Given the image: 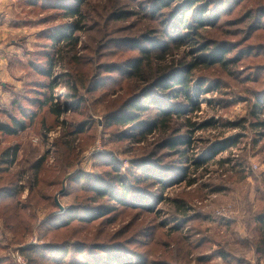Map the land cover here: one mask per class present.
Segmentation results:
<instances>
[{"label": "rangeland", "instance_id": "1", "mask_svg": "<svg viewBox=\"0 0 264 264\" xmlns=\"http://www.w3.org/2000/svg\"><path fill=\"white\" fill-rule=\"evenodd\" d=\"M24 1L26 0L0 1L3 7L0 13L4 16L0 21V122L11 124L10 117L13 116L25 124L24 130L19 129L13 135L0 133V158L8 148H19L14 162L10 159L11 164L0 165V188L9 189L10 185H16L21 177L18 184L20 187L17 188L19 193L3 196L5 201L0 202V264H29L27 258L21 253L23 248L48 245L54 240L55 231H50L43 225L52 215L60 213L57 200L63 206V210L75 204L76 197L82 195L85 184V179L79 174L81 172L102 174L108 170L111 166L104 162L105 156L110 155L109 160L115 159V165L121 168L122 173L126 172L131 162L150 157L152 153L156 154L157 160L160 158L163 165L178 166L186 158H199L218 142L232 139L237 135L244 137L237 145L219 153L215 159L210 160L209 164L200 169L196 174L198 182L195 185L188 186L186 183L188 179L184 176L185 182L181 180L173 183L164 195L167 198L186 200L191 208L190 216L193 220L185 225L183 241L188 243L186 236L193 228L191 231L194 236L190 237V241L194 242L191 245L194 252L190 262L186 260V264H197L195 260L197 256L212 254L218 250L227 251L235 259L234 262L215 257L202 264H237L238 258L245 260V264H257L259 259L257 261L252 250L253 242L249 240L258 235L249 227V222L252 212L262 211L264 208V202H261L264 199V139L256 144V137L251 129L223 127L224 122L238 123L245 117L253 120L250 116L253 104L260 102L264 106V52L260 49L264 47V30L248 39V30L254 18L244 20L243 17L249 12L251 6L247 8L246 5H240L237 11L231 13L221 11L214 25L208 23L196 31L195 34L199 37L195 44L186 45V53L193 57L191 59H196L203 54L199 47L208 46L213 51L219 47L218 45L225 44L228 47L226 59L239 58L240 61L238 66L229 67V71L219 72L217 77L215 75L211 77L220 80L222 85L219 89L216 90L215 81L210 80L204 86V92L197 97L201 104V111L190 113L189 117L192 121L199 126L210 120L220 123L217 130L193 131L196 143L194 147H185L189 151L182 161V157L173 156L174 153H169V149L162 151L159 149L161 139L158 135L141 143L120 140L119 136L128 131L131 125L106 127L104 119L120 110L125 102L136 95L138 89L139 83L129 79L125 81L120 71L111 73L114 77L99 91L90 93L88 89H80L84 96V101H80L79 98L69 97L71 90L67 83L68 79L63 77L67 71L62 64L53 72L56 87L51 104L46 105L45 108L39 107L30 111L29 99L33 98L31 89L34 88L33 83L50 80V78H43L35 70L44 64L45 52L52 50L48 47V42L42 38V33L55 26H61L67 21L54 20L49 17L54 14V11H41L36 8L34 10ZM180 1L188 0H179L171 9H160L155 19L149 16L154 11L150 3L143 0H139L137 4L133 2L127 9L130 10L131 15L125 21L113 23L111 28L113 32L110 36L139 37L150 30L161 29L164 19L169 17L168 13L172 12ZM206 1L214 5L209 6L204 18H213L217 14V6L221 4L219 2L221 0ZM109 3L110 1L107 2V0H91L84 7L88 30L82 34L79 48L83 56L90 59L91 65L86 67L88 72L93 73L104 63H124L137 55L136 51H113L116 49L113 45V47L110 45L101 47L104 31L103 28L100 30L101 22L95 12L97 8ZM161 12H165L164 18ZM144 14L148 18H145ZM191 14L192 11L187 13L188 22H191ZM44 20L47 21L44 22ZM187 27L189 26L186 25L185 28ZM92 28L100 30V33L91 30ZM250 48H253L252 54L241 56ZM92 49L96 52H90ZM100 71L97 73H101L102 78L108 76L102 73L103 70ZM207 76H211V71L205 70V66L202 65L201 69L193 73L190 87L193 94H196L198 90L200 78L205 79ZM166 91L162 92V98L170 100V90ZM74 102L83 103L75 111L63 113L59 117L51 116L48 112L50 106L58 104L66 107V104ZM210 102L213 103L210 104ZM219 102H223L222 105ZM20 105L29 110L26 119H23ZM32 115H35L34 118L30 117ZM148 115L150 114L145 116ZM152 115L157 118L156 113ZM261 118L264 119V116ZM180 124L182 121H179V126ZM79 127L84 128L81 135L76 134ZM224 158H230L233 162L241 161L243 167L232 170V165L217 164L218 160ZM157 160L155 159L156 162ZM38 162H41L39 178L36 177L34 170ZM175 174L177 175L173 177V180H180L181 176L176 172ZM246 174H248L247 178L243 179ZM21 190H23L22 193H20ZM66 191L69 195L63 196ZM155 207L156 211L164 210L163 215L157 216L155 223L179 218L172 216L175 207L168 202L161 204L157 202ZM136 213L137 211L129 210L128 215L118 216L112 225L109 223L99 225L100 221H94L92 225H83L86 229L79 228L78 231L81 233L77 237L85 238L86 235L92 236L93 233L96 235L106 230L114 233L115 237L117 232L122 234L114 241L128 242L136 230L135 226L130 228L138 218H135ZM222 220H231L233 225H224ZM124 229H127L126 233H123ZM167 230L168 228L164 230L165 234H168ZM199 231L202 234L196 235ZM75 234L73 230L70 236ZM169 236L172 237L164 240L170 241L173 248L175 239L173 235L169 234ZM204 237L211 243L204 244L197 250L196 243ZM64 238H56V241L58 239L63 241ZM152 245L153 241L148 248H142L137 243L129 247L142 252L155 251L156 247H163L159 249V252L164 249V246L153 247ZM156 252L157 250L155 254ZM167 257L166 255L162 258L155 257V259L165 260ZM261 262H264V259Z\"/></svg>", "mask_w": 264, "mask_h": 264}, {"label": "trees", "instance_id": "2", "mask_svg": "<svg viewBox=\"0 0 264 264\" xmlns=\"http://www.w3.org/2000/svg\"><path fill=\"white\" fill-rule=\"evenodd\" d=\"M26 1H24L25 4L34 10L54 11V14L49 16L54 20L67 21L61 26H55L53 29L42 33V38L48 42V47H51L52 50L45 52L46 60H44V64L35 70L43 78H50V80L33 83L34 88H31L33 98H28L31 105L30 111L39 107L45 108L46 105L51 104L56 87L53 72L55 68L62 66V64H64V69L67 71L63 74V77L68 79L67 83L71 90L69 97L73 99L79 98L80 101H84V96L81 94L80 89H88L90 93L99 91L101 87L114 77L111 73L120 71L125 81L129 79L139 83L138 89L136 95L125 102L120 110L104 119L106 127L111 125H131L128 131L123 132L119 136L120 140H131L141 143L152 136L158 135L161 139L159 149L161 151L169 149V153H174L173 156L182 157V161L184 157H187V152L189 151L185 147H194L196 143L193 131L217 130L220 123L216 120H210L199 126L192 121V118L189 117L190 113L201 111V104L197 97L204 92L203 88L210 80L215 81L214 87L216 90L219 89L222 83L217 80L218 78L211 77L213 75L217 77L216 75L219 72L229 71V67L238 66L237 64L240 61L239 58L226 59L228 47L225 44L218 45L219 47L213 51L208 46L199 47L198 49L203 54L196 59H191L193 57L186 53V45L195 44L196 39L199 37L195 34L196 31L208 25V23L214 25L221 11L231 13L232 11H237V7L240 5H246L247 8L251 6L249 12L243 17L244 20L254 18L248 30V39L264 30V0H221L219 1L221 4L217 6V14L213 18H204L209 6L214 5L213 3L206 0H188L186 2L180 1L173 11L168 13L169 17L164 19L161 29L150 30L147 34L139 37H113L110 36L113 32L111 30L112 24L125 21L131 15V12L129 13L130 10L127 9L133 2L134 4L139 3V0H107L110 3L97 8L95 12L101 22L100 30L103 28L104 31L102 33L104 39L102 38L101 40V47L116 46L113 51H136L137 55L125 61L126 63H104L92 73L86 69L91 63L90 59L85 58L87 56H83V52L79 48L82 34L88 30L84 7L91 0ZM143 1L150 3L149 5L154 11L149 16L155 19L157 13H160V9H171L179 0ZM199 4L200 6H197ZM190 11H192L191 22H188L186 17ZM161 15L164 18L166 14L161 12ZM144 17L148 18L146 14H144ZM46 21L44 20V22ZM186 25L189 27L185 28ZM91 30L100 33V30H95L94 28ZM109 36L110 38H105ZM260 49L264 52V47ZM92 51L96 52L93 49L90 52ZM252 52L253 48L247 49L241 56L252 54ZM201 65L205 66V70L211 71V76H207L205 79L200 78L198 90L196 94H193L192 90H190L192 75L195 71L201 69ZM99 70H101L100 72L103 70L102 73L108 76H103L104 78H102L101 73H97ZM166 90H170V100L162 98V92ZM24 102L27 101L24 100ZM82 103L74 102L73 104H66V107L56 104L53 107L50 106L48 112L51 116L59 117L63 113L75 111ZM220 103L222 105L223 102ZM22 105L19 106V109L23 119H26L29 110L23 108ZM263 107L260 102H256L250 112L253 120L245 117L238 123L224 122L223 127L242 130L251 129L255 134V143L257 144L264 139V119L261 118L264 116ZM154 113H156L157 118L153 117L152 114ZM146 114L150 115L146 117ZM34 116L30 117L34 118ZM10 118L12 120L11 124L0 122V133L13 135L19 129H25L23 121L13 116ZM179 121H182L180 126ZM83 132L84 128L79 127L76 134L81 135ZM243 137L237 135L232 139L218 142L199 158H186L178 166L174 164L163 165L164 163L160 162V158L157 160L158 158H155L156 154L152 153L150 157L131 162L126 172L122 173L121 168L115 165V159L109 160L110 155L105 156L104 162L111 167L102 174L81 172L79 176L85 179L82 195L77 196L76 203L69 208H65L63 212L57 205L60 213L52 215L49 220L44 222V227L50 231H55L54 240L44 246L25 247L21 253L27 258L29 264H186V260L190 262V257H193L194 252L191 247L194 242L193 240L190 241V237L193 238L194 236L191 231L193 228L190 229L189 235L187 234L186 236L188 243L183 241L185 240V236H183L185 231L183 230L185 225L193 220L190 216L191 208L186 200L167 198L164 194L173 183L180 182L185 178L188 179L186 181L188 186L195 185L198 182L196 174L200 169L209 164L210 160L215 159L219 153L228 151L231 147L237 145ZM18 151V147L8 148L2 153L0 158V163L2 164L0 165L11 164L10 159L14 162ZM217 164L220 166L232 165V170L243 167L241 161L236 160L233 162L230 158L220 159ZM40 167L41 162H38L34 167L38 178ZM175 172L181 176L178 181L177 179L173 180V177L177 175ZM247 176L248 174L243 176V179L247 178ZM20 179L16 185H10L9 189L0 188L1 203L5 201L2 198L3 196L19 193L17 188L20 187L18 186ZM183 181L185 182V180ZM22 192L23 190L20 191V193ZM68 195L67 191L63 194V196ZM157 202L160 204L168 202L173 205L175 211L172 216L179 218L155 223L157 218L163 215L164 211L155 210ZM261 202H264V199ZM129 210L137 211L135 218H138L130 226V228L135 226L136 230L128 242L114 241L116 237L122 234L117 232L115 237L114 233H109L106 230L96 235H93L94 233L92 236L86 235L85 238L77 237L81 233L78 231L80 230L79 228H85L83 225H92L94 221H100L99 225L108 223L112 225L118 216L128 215ZM75 224L77 225L76 227L72 226ZM222 224L232 226L233 222L231 220H222ZM249 227L258 235V237L250 238L249 241L253 242L254 247H252V250L257 261L259 259L258 263H261V260L264 259V208L262 211L252 212ZM94 228L95 225L93 226ZM166 228H168V234L164 233ZM127 229H124L123 233H126ZM73 230L76 234L71 237ZM169 234L173 235V239H175L173 248H171L172 243L170 241L167 240L168 242H166L164 240L172 237ZM201 234V231L196 233V235ZM64 237L67 239L65 240ZM56 238H64V240L58 239L56 241ZM207 239L206 237L201 238L196 243L197 250L204 244L208 245L211 243ZM152 241L153 247L164 246L162 252H159V249L163 247H156V254L153 250L142 252L132 250L129 247L137 243L142 248H148ZM166 255L168 257L165 260L155 259V257L160 258L161 256L162 258ZM230 255L225 250H218V252H213L212 254L197 256L195 260L197 264H202L219 257L233 263L235 259ZM245 262V260L236 259L237 264H245Z\"/></svg>", "mask_w": 264, "mask_h": 264}, {"label": "crops", "instance_id": "3", "mask_svg": "<svg viewBox=\"0 0 264 264\" xmlns=\"http://www.w3.org/2000/svg\"><path fill=\"white\" fill-rule=\"evenodd\" d=\"M0 1H5V0H0ZM1 3V2H0ZM2 9H3V7L1 6V4H0V11H2ZM4 18V16H3V14H1L0 13V21H1V19H3ZM264 262H261V263H257V264H263Z\"/></svg>", "mask_w": 264, "mask_h": 264}, {"label": "water", "instance_id": "4", "mask_svg": "<svg viewBox=\"0 0 264 264\" xmlns=\"http://www.w3.org/2000/svg\"><path fill=\"white\" fill-rule=\"evenodd\" d=\"M57 204L59 205L61 212H63V207L61 206V204L59 203V201L57 200Z\"/></svg>", "mask_w": 264, "mask_h": 264}]
</instances>
